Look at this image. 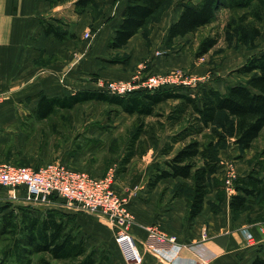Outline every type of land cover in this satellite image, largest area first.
Here are the masks:
<instances>
[{
    "label": "trees",
    "instance_id": "obj_1",
    "mask_svg": "<svg viewBox=\"0 0 264 264\" xmlns=\"http://www.w3.org/2000/svg\"><path fill=\"white\" fill-rule=\"evenodd\" d=\"M244 2L183 0L178 18L168 28L167 42L211 24L221 7ZM95 3L96 0H77L76 9L81 12ZM167 3L169 0H127L123 19L110 38L109 46H124L140 30L148 37L151 23L161 20ZM45 31L58 39L76 36L75 32L51 23L45 26ZM217 42L215 36L203 38L196 56L205 55ZM128 57L116 56L111 61L125 62ZM237 71L243 80L228 84L225 90L202 83L195 92L181 85L142 89L126 95L104 90H77L54 96L42 94L34 115L38 120L49 119L58 111H70L78 104L96 101L136 116V129L121 162L123 171L135 156L145 152L140 147L142 139L148 133L147 126L154 125H148L146 118L164 116L174 133L163 148L168 158L164 166L157 167L149 185L154 186L162 178H178L174 195L185 197L188 219L192 221L202 213L212 187L219 185L215 175L218 171L216 147L219 149L221 142L231 137L241 149H250L264 130V51L251 56ZM170 101L175 103L164 111L162 106ZM223 116L229 119L228 123L222 120ZM208 129L211 133L206 132ZM202 138H206V142L202 143ZM175 144L180 145L174 150ZM257 156L255 166L234 180L237 192L231 196L230 209L236 220L264 221V147ZM7 205L1 209L0 241L8 236L11 242L4 249L0 248V264H56L61 260H69L70 264H96L95 250L89 249L86 238L74 233L64 217L58 215L66 212L63 209ZM251 264H264V249Z\"/></svg>",
    "mask_w": 264,
    "mask_h": 264
},
{
    "label": "crops",
    "instance_id": "obj_2",
    "mask_svg": "<svg viewBox=\"0 0 264 264\" xmlns=\"http://www.w3.org/2000/svg\"><path fill=\"white\" fill-rule=\"evenodd\" d=\"M76 1L0 0V96L3 100L0 124L19 126L25 117H34L42 94L104 90L103 82L129 79L147 60H152L156 72L180 67L178 58L165 56L164 50L159 48L166 46L168 28L181 10L171 21L163 15L160 21L152 22L148 37L140 30L124 46L112 48L109 40L123 19L127 0H96V11L88 6L81 12L76 9ZM48 23L75 32L76 36L58 39L53 33H46ZM87 31L90 37L86 38ZM124 55H129L125 62L111 61ZM215 175L220 177L219 172ZM118 179L117 190L130 195L128 209L133 222L129 231L144 254L140 264H169L146 247L152 227L175 234L184 243L175 256L179 264H251L264 249V221L233 218L230 200L236 189L231 191L229 187L214 185L206 196L202 213L191 221L185 197L171 193L172 184L178 178H162L147 187L125 184ZM7 190L10 193L8 188L0 187V202L9 197ZM61 209L72 217L81 214L76 221L88 218L91 231L98 233L97 239L102 234H115L116 238L117 230L107 217ZM204 230H207L206 239L202 237ZM247 233H251L252 238ZM91 238L87 245L94 242ZM105 245L98 244L99 253L104 251ZM118 252L121 257L122 252Z\"/></svg>",
    "mask_w": 264,
    "mask_h": 264
},
{
    "label": "rangeland",
    "instance_id": "obj_3",
    "mask_svg": "<svg viewBox=\"0 0 264 264\" xmlns=\"http://www.w3.org/2000/svg\"><path fill=\"white\" fill-rule=\"evenodd\" d=\"M182 1L169 0L162 16L167 15L171 21L181 10ZM187 1L199 2L200 0ZM244 1L242 5L230 3V6L221 7L217 19L211 24L199 28L195 33L179 36L171 43L166 42L165 47L159 48L164 50L162 54L165 56L172 55L180 60V67L173 70L184 69L187 71L185 77L193 79L189 84L180 83V86H187L195 92L194 90L200 84L205 83L225 90L228 84L243 80L237 71L238 67L251 56L264 51V0ZM91 8L96 11V4ZM207 36L217 37L218 42L208 53L197 57L199 44ZM152 65H154L152 60L144 61L136 68V71H141L143 76L173 71L156 72ZM202 77L205 79H198ZM2 101L0 96V102ZM172 103L175 102L170 101L164 104L162 109L167 111ZM224 117L222 120L228 123L229 119ZM161 120L165 122V117L146 118L148 125H154L147 126L148 133L143 136V144L140 147L145 152L135 156L126 165L124 171L121 162L136 129V116L96 101L76 105L70 111H58L49 119L38 120L34 115V117H25L19 126L0 124V162L37 166L61 159L94 175L105 174L109 168L114 167L117 179L120 176L119 181L147 187L150 186L149 182L157 172V167L164 166L163 162L168 155L163 153V148L170 142L174 133L170 126L166 122L162 123ZM206 132L211 133V129ZM204 142L206 138H202V143ZM179 145L175 144L174 150ZM218 147L219 149L216 147L215 160L220 177H216L219 184L227 188V175L230 171L234 170L237 178L255 166L257 155L264 147V130L250 149H241L231 137H226V140ZM237 162L238 166H236ZM177 182L178 179L172 184V195ZM233 185L235 187V184ZM6 194H9L8 190ZM6 198L0 202V216L1 209L8 206L7 204L11 207L15 204H26L21 200ZM58 215L64 217L74 233H79L86 240L92 237L91 239L96 242L88 244L90 250H95L96 264H127L123 254L121 253V257L119 255L120 248L115 234H102L101 238L97 239L98 233L91 231L92 227L88 225L87 217H85L86 220L79 218L76 221L77 215L81 214H77L76 217H72L67 212L58 213ZM10 242V238L6 236L0 241V248L4 249ZM101 242L106 245L103 246L104 251L99 253L96 247ZM56 264H70V261H56Z\"/></svg>",
    "mask_w": 264,
    "mask_h": 264
},
{
    "label": "built area",
    "instance_id": "obj_4",
    "mask_svg": "<svg viewBox=\"0 0 264 264\" xmlns=\"http://www.w3.org/2000/svg\"><path fill=\"white\" fill-rule=\"evenodd\" d=\"M86 38L90 32L85 33ZM186 70L177 69L166 73H153L143 76L137 71L129 79H111L103 82L104 91L126 95L130 92L161 87H173L180 83L189 84L193 79L186 78ZM205 79V77L198 78ZM180 86V85H179ZM116 170L108 169L105 174L93 175L87 170L73 167L61 159L34 165H17L0 162V187L10 190L9 198L39 208H68L107 217L117 230L116 241L129 264H140L144 254L137 239L129 231L133 216L128 209L129 197L116 188ZM234 170L227 175L228 187L235 189ZM137 187V186H135ZM135 193V192H134ZM252 238L251 233H247ZM207 238V230L203 231ZM178 236L152 227L146 240V247L169 264H179L176 255L183 247ZM177 261V262H176Z\"/></svg>",
    "mask_w": 264,
    "mask_h": 264
}]
</instances>
